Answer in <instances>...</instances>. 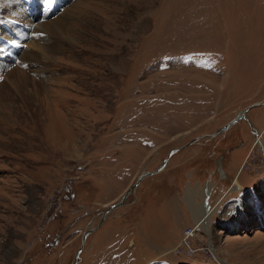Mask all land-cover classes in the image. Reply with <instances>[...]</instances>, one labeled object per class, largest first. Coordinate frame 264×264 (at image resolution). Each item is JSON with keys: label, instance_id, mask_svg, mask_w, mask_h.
<instances>
[{"label": "rangeland", "instance_id": "obj_1", "mask_svg": "<svg viewBox=\"0 0 264 264\" xmlns=\"http://www.w3.org/2000/svg\"><path fill=\"white\" fill-rule=\"evenodd\" d=\"M2 43L0 264H264V0H0Z\"/></svg>", "mask_w": 264, "mask_h": 264}, {"label": "bare ground", "instance_id": "obj_2", "mask_svg": "<svg viewBox=\"0 0 264 264\" xmlns=\"http://www.w3.org/2000/svg\"><path fill=\"white\" fill-rule=\"evenodd\" d=\"M13 29H14L15 33L12 37H10L11 41H13L12 43H15V45H16L19 42H23L24 35L22 36V34H23L24 29L21 28L20 23L17 22V25L13 26ZM61 29L62 28L60 26H58L57 31L59 33H61L62 32ZM25 30H27V29H25ZM42 30H43V26H38L35 29V31H37V32L41 33V35H43L41 32ZM37 32H34V33L30 32L33 36H29L26 39V40H28V44H27L28 50H26L24 56L22 57V60H24V61H37L36 59L39 56H43V57L45 56L46 59H48V60L51 59L50 58V52H52L54 50H52V48L49 47L48 50L45 51L42 48V45H41L42 40H39V38L36 37V35L38 34ZM18 39H20V41H18ZM1 47H4L3 43H2V45L0 44V51L4 53L5 52L4 50H6V49L4 48V50H3V49H1ZM33 49H35L37 51V54L32 52ZM19 66H21V65H19ZM4 79H5L4 83L2 85H0V110H2L3 107H5L2 98H7V100H8L11 97V95L17 94L16 96H19L21 94H24V97H22V99L25 102L28 110H31L34 112L36 109V106L34 108V101H32L31 98L36 96L35 92L37 91L38 85L35 81H32V79H30L28 77V72L20 70V67L19 68L16 67V69H13L11 72L5 74ZM7 82H8L7 85L11 86V90L9 92L10 94H8V95L6 94L4 96V95H1V92H3L5 90V88H7L6 87L7 85H5V83H7ZM33 92H34V94H33ZM0 121L2 122L1 119H0ZM188 196H190L192 198V195L188 194ZM190 197H189V199H191ZM191 201H193V200H191ZM189 210L193 214V218L197 223V221H198L197 220V207L195 206V204L193 202H190ZM105 216L103 214V219L105 218ZM203 224H204L203 222L198 223L199 227H202Z\"/></svg>", "mask_w": 264, "mask_h": 264}, {"label": "water", "instance_id": "obj_3", "mask_svg": "<svg viewBox=\"0 0 264 264\" xmlns=\"http://www.w3.org/2000/svg\"><path fill=\"white\" fill-rule=\"evenodd\" d=\"M261 104H264V100L261 102ZM254 107V105H250L249 107H247L243 112H241V114L240 115H238V116H236L228 125H226V126H224L220 131H219V133H222L223 131H225V130H227L232 124H234V123H236V122H238L242 117H243V115H244V113L245 112H247L248 110H250L251 108H253ZM216 135V134H215ZM175 151H177V150H175ZM168 159V158H167ZM167 159L164 161V163L162 164V166L159 168V169H157L155 172H153V173H144L143 175H140L139 177H138V179L136 180V182H135V184L124 194V196H122L121 198H120V200L117 202V203H115V204H113L111 207H109L105 212H104V216L105 215H107L109 212H111L113 209H115V208H117L118 206H120L121 204H122V202L127 198V196L129 195V193H131V191L132 190H134L138 185H139V183L141 182V180L145 177V176H152V175H154V174H156L157 172H159V170L161 169V168H163L164 167V165L166 164V162H167ZM101 221H103V218H102V220ZM87 234H89V232H86L85 234H84V237L83 238H85V236L87 235ZM80 252V250L78 251V253Z\"/></svg>", "mask_w": 264, "mask_h": 264}, {"label": "crops", "instance_id": "obj_4", "mask_svg": "<svg viewBox=\"0 0 264 264\" xmlns=\"http://www.w3.org/2000/svg\"><path fill=\"white\" fill-rule=\"evenodd\" d=\"M175 152V151H174ZM207 184H209L210 185V189L208 190V192H207V194L204 196V199H203V205L205 206L206 205V207L207 208H211V205H210V191H212V186H211V184H210V182L208 183V181L206 182V185ZM240 186V185H239ZM241 187V186H240ZM199 190V189H198ZM249 192H250V190L248 189V190H246V191H244V192H242L241 191V194H240V197L242 196L244 199H246V198H248L249 197ZM199 194V195H198ZM197 194V196H201L202 194L204 195L205 194V186H204V188H202V190L199 192ZM241 197V198H242ZM246 197V198H245ZM239 201H242V200H239ZM234 204V210L235 211H237V209H238V202H236V203H233ZM232 214V213H231ZM241 214V213H240ZM226 215H228V213L226 214ZM224 221H226V219L224 220Z\"/></svg>", "mask_w": 264, "mask_h": 264}]
</instances>
